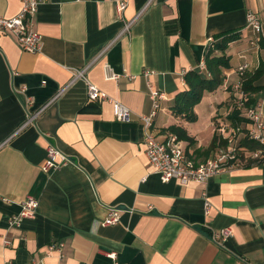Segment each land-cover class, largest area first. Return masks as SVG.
<instances>
[{
  "label": "crops",
  "instance_id": "1",
  "mask_svg": "<svg viewBox=\"0 0 264 264\" xmlns=\"http://www.w3.org/2000/svg\"><path fill=\"white\" fill-rule=\"evenodd\" d=\"M20 9V0H0V16ZM250 12L260 35L248 26ZM35 29L38 53L0 32V264H264V164L205 182L163 181L145 153L141 119L153 109L151 84L167 96L154 118L158 138L172 134L170 126L185 129L193 138L181 140L186 153L201 161L226 145L210 148L222 138V122L249 127L242 113L228 115L225 85L242 78L236 68L244 61V82L264 65V0H46ZM224 34L238 37L226 50L223 84L204 92L188 121L173 112L175 97ZM107 65L117 78L105 77ZM84 69L132 110L131 121L117 120L110 101L90 100L84 78L71 83ZM255 84L264 118V74ZM49 142L70 162L46 173ZM28 196L40 201L36 217L11 225ZM110 207L124 211L118 223L103 225ZM225 227L232 235L221 241ZM61 242L63 258L50 250Z\"/></svg>",
  "mask_w": 264,
  "mask_h": 264
},
{
  "label": "built area",
  "instance_id": "2",
  "mask_svg": "<svg viewBox=\"0 0 264 264\" xmlns=\"http://www.w3.org/2000/svg\"><path fill=\"white\" fill-rule=\"evenodd\" d=\"M21 9L14 16H0V32L11 34L18 42L20 47L29 52L38 53L42 48V36L35 29V15L39 7L45 3L46 0H20ZM126 7V1L119 2V11ZM248 26L253 31L260 35L262 33V23L253 12L248 15ZM129 25L126 26V29ZM250 44L253 47H259L258 39H251ZM250 64L244 61L237 66V72L242 76L238 81L226 84V90L231 96V109L228 112L233 114L234 111L239 110L247 120H249V127L246 129L241 125H231L222 122L219 131L221 137L226 141L224 147L219 148L215 154L205 160H196L186 153L182 141L175 134H169L165 139H159L154 130V118L157 115L161 106V100L166 99L167 96L163 91L154 89L150 85L151 99L153 109L151 113L142 115L141 119L144 123L145 133L143 144L145 153L148 156L149 162L156 173L159 174L163 181H170L177 179L182 183L190 181L205 182L211 176L232 170L237 167L246 165L247 163H261L264 164V148L249 149L241 144V141L246 136L251 139L264 143V118L262 115L260 104H250V94L244 87L243 74L249 70ZM204 76H210V72L204 60L197 68ZM84 70H77L74 72L71 83L78 78H84L87 84V95L90 100L110 101L113 107V113L117 120L122 122H129L133 118L132 110L117 99L111 98L107 92L100 90L93 82H91L85 75ZM147 76L149 71L145 73ZM119 75L115 73L110 66L105 68V77L107 79H115ZM45 83V81H43ZM28 123L31 122L36 115L29 116ZM70 162L69 156L60 150L52 142H49L47 147V157L42 165L44 172L57 170ZM205 196V211L209 213L212 204L206 194ZM40 201L34 196H28L21 202V211L17 216H14L10 221L11 225L18 224L24 218L36 217ZM123 209L118 207H110L109 215L102 222L103 225H113L119 222ZM133 210H131L132 212ZM232 235V229L225 227L220 232L221 241L226 240ZM214 238V237H213ZM217 240V238H214ZM65 243L52 244L50 250H58L63 253Z\"/></svg>",
  "mask_w": 264,
  "mask_h": 264
},
{
  "label": "trees",
  "instance_id": "3",
  "mask_svg": "<svg viewBox=\"0 0 264 264\" xmlns=\"http://www.w3.org/2000/svg\"><path fill=\"white\" fill-rule=\"evenodd\" d=\"M237 35H221L219 40L214 41L210 44V48L206 55V63L210 76H204L197 70H190L186 73V81L189 86L188 89L178 93L175 97L174 105L172 110L176 115L185 117L188 121H195L197 118L194 112V107L201 101L205 91H214L223 84V68L229 67V57L226 55V50L231 41L237 39ZM264 74V65H261L252 75L245 79L244 87L250 94L249 103L254 104L255 99L252 94L259 90V86L255 84L262 75ZM240 115V111L236 110L233 112L231 118H237ZM236 125L235 121L232 122ZM235 123V124H234ZM171 132L175 133L180 140H188L190 143L193 142V138L187 133V131L178 126H170ZM216 135L212 141L210 148L215 146L218 140L222 141ZM224 140V139H223ZM225 141V140H224ZM226 142V141H225ZM241 144L248 147L249 149L264 148L260 142L251 140L247 136L242 139Z\"/></svg>",
  "mask_w": 264,
  "mask_h": 264
},
{
  "label": "rangeland",
  "instance_id": "4",
  "mask_svg": "<svg viewBox=\"0 0 264 264\" xmlns=\"http://www.w3.org/2000/svg\"><path fill=\"white\" fill-rule=\"evenodd\" d=\"M172 134H175V133H172ZM176 135V134H175Z\"/></svg>",
  "mask_w": 264,
  "mask_h": 264
}]
</instances>
